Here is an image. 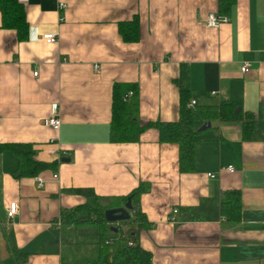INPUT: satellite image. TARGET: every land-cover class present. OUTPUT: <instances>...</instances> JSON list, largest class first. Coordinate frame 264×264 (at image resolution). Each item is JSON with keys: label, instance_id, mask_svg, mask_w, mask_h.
Segmentation results:
<instances>
[{"label": "crops", "instance_id": "1", "mask_svg": "<svg viewBox=\"0 0 264 264\" xmlns=\"http://www.w3.org/2000/svg\"><path fill=\"white\" fill-rule=\"evenodd\" d=\"M20 2L26 41L2 29L0 12V144H31L37 160L56 168L16 177V158L0 153V264H17L12 250L23 264H76L96 250L99 233L61 228V211L85 203L72 191L92 189L109 206L139 184L149 188L135 210L150 228H117L123 239L137 238L151 264H264V0H236L218 28L206 25L218 0ZM134 16L139 41L125 43L118 23ZM46 34L56 43L46 44ZM114 83L136 85L142 125L177 121L183 89L193 107L231 102L251 114L252 136L242 139L235 118L204 130L206 121H196L195 167L180 173L177 146L159 143L154 129L138 143L110 142ZM53 104L58 132L43 125ZM232 190L241 193L238 222L220 211ZM13 202L18 211L8 219Z\"/></svg>", "mask_w": 264, "mask_h": 264}, {"label": "trees", "instance_id": "2", "mask_svg": "<svg viewBox=\"0 0 264 264\" xmlns=\"http://www.w3.org/2000/svg\"><path fill=\"white\" fill-rule=\"evenodd\" d=\"M236 0H218V14L227 16ZM1 27L16 33L18 41H26L29 26L25 8L20 0H0ZM118 33L125 43H137L140 24L137 16L129 21L118 23ZM129 92L132 96L124 99ZM179 117L174 122H154L140 124L138 120L139 102L137 87L134 84L114 83L112 88L110 142L138 143L140 136L148 129H154L159 143H172L178 148V169L180 173H190L195 167L194 147L198 120L213 122L227 121L232 118L242 120V139L249 140L254 129L251 114H241L231 102L219 105L195 106L187 108L190 100L188 91L180 89ZM236 113V114H235ZM235 114V115H234ZM244 119V120H243ZM10 151L17 160L16 177L34 178L45 170H55L56 163H47L36 159V150L31 144H0V153ZM148 185L139 184L128 195L111 199L109 206L101 204V198L92 189H76L72 192L85 199L82 205L62 210L61 228L91 225L99 233L96 250L89 256L78 259L76 264H151L150 252L139 245L135 236L123 239L111 231V224L104 218V212L111 206L124 205L128 198L132 204V218L123 223H135L140 229L150 228L145 217L135 210L140 196L148 190ZM221 215L231 222H238L242 211L241 193L238 190L226 191L220 204ZM12 258L17 264H23L22 255L12 250Z\"/></svg>", "mask_w": 264, "mask_h": 264}, {"label": "built area", "instance_id": "3", "mask_svg": "<svg viewBox=\"0 0 264 264\" xmlns=\"http://www.w3.org/2000/svg\"><path fill=\"white\" fill-rule=\"evenodd\" d=\"M65 5L64 4H60L59 5V9H64ZM228 19L225 16H222L218 13H210L208 14L207 18H206V25L210 28H218L221 24L227 23ZM44 40V42L46 44H54L57 41V36L54 34H46L43 36L42 38ZM250 71V65L248 64H244L241 68H240V72L242 74H247ZM37 73H35L34 75H36ZM132 96V93L129 92L127 95L124 96V99L128 98ZM195 105V102H191L189 104H187V108H191ZM43 125L45 127H48L50 129H52L54 132H58L60 130V126H61V121L59 119L58 116V110H57V106L55 104H53L50 107V114L49 117L46 118L43 122ZM228 172L232 173L234 172V168L233 166H228L227 168H225ZM208 177L213 179L215 178V175L213 174H208ZM57 176H54V179H56ZM37 183H38V187H41L42 185V179L41 178H37ZM18 211V204L13 202L10 203L6 212H7V217L8 219H12L16 213ZM174 213H177L176 210L173 211Z\"/></svg>", "mask_w": 264, "mask_h": 264}, {"label": "water", "instance_id": "4", "mask_svg": "<svg viewBox=\"0 0 264 264\" xmlns=\"http://www.w3.org/2000/svg\"><path fill=\"white\" fill-rule=\"evenodd\" d=\"M210 124L206 122L200 130H204L208 128ZM199 130V131H200ZM64 161V160H63ZM68 161V160H65ZM132 211V204H131V199L128 198L126 203L122 207H117V208H110L107 209L104 212V218L105 221L109 224H111V231L115 234L118 233V228L117 226L123 222H127L130 220V212Z\"/></svg>", "mask_w": 264, "mask_h": 264}]
</instances>
